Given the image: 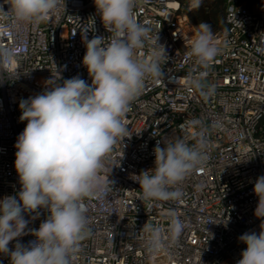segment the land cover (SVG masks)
<instances>
[{"label":"built area","instance_id":"1","mask_svg":"<svg viewBox=\"0 0 264 264\" xmlns=\"http://www.w3.org/2000/svg\"><path fill=\"white\" fill-rule=\"evenodd\" d=\"M189 3L136 0L135 18L149 29L136 58L147 60L153 50L159 52L153 43L158 38L165 49L158 60L162 76L145 79L124 118L131 138L118 139L105 159L101 175L113 184L84 200L90 235L71 264H237L246 248L238 237L261 230L253 188L264 175V0H227V28L214 34L220 51L208 68L189 54L198 31ZM0 8V58L13 53L12 62L0 66L2 200L21 189L14 145L27 121L19 120L20 100L42 93L52 77L62 83L79 76L91 85L82 64L81 32L88 30L89 39L111 34L94 0H65V8L57 7L39 23L16 20L7 0H0ZM193 120L199 124L193 126ZM201 131L209 142L207 162L169 188L179 192L177 197L144 200L139 175L155 166L157 144L182 138L193 146ZM39 211L36 219L24 214L25 234L11 241L10 249L17 241L35 240L29 230L38 229L48 215ZM173 219L180 222L175 240ZM149 227L160 230L164 246L159 251H149ZM0 264H10V257L0 253Z\"/></svg>","mask_w":264,"mask_h":264},{"label":"clouds","instance_id":"2","mask_svg":"<svg viewBox=\"0 0 264 264\" xmlns=\"http://www.w3.org/2000/svg\"><path fill=\"white\" fill-rule=\"evenodd\" d=\"M94 3L111 35L89 39L88 30L81 32L86 47L82 64L91 85L79 76L62 83L57 82L60 77H52L42 93L19 103V120L27 121L14 145V167L21 189L0 200V253L10 257V264H71L81 242L90 235L84 200L99 196L109 183L113 184L101 175L105 159L118 139L131 138L124 118L131 103L142 94L145 79L162 76L158 60L165 56V49L157 44L158 38L153 43L159 52L153 50L147 60L136 58V50L144 47L149 31L135 18L136 0ZM202 3L203 0H190L188 10H198ZM7 4L16 20L34 23L45 21L57 7L65 8V0H7ZM197 28L189 42V54L208 68L220 49L209 23L202 21ZM12 60L13 53L9 51L0 58V66ZM192 82L201 88L198 81ZM191 124L198 125L199 121ZM197 135L193 146L182 138L164 147L157 144L153 150L155 166L139 175L144 200L177 197L179 192L169 188L207 162L209 142L202 131ZM253 192L258 197L254 215L262 220L261 230L259 234L245 232L238 237L246 248L237 264H264V175L255 180ZM40 209L47 210L48 215L38 229L29 230L35 240L28 245L17 241L10 249L9 243L25 234L29 221L24 214H34L32 219H36ZM179 223L172 221L173 240L179 235ZM148 230L149 251H159L164 246L160 230Z\"/></svg>","mask_w":264,"mask_h":264},{"label":"trees","instance_id":"3","mask_svg":"<svg viewBox=\"0 0 264 264\" xmlns=\"http://www.w3.org/2000/svg\"><path fill=\"white\" fill-rule=\"evenodd\" d=\"M183 6L190 0H177ZM227 0H203L198 10L189 11L190 19L198 26L202 21L211 25L213 34L227 28L226 23Z\"/></svg>","mask_w":264,"mask_h":264}]
</instances>
